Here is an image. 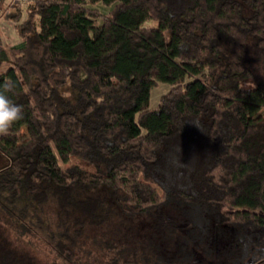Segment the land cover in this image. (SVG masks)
<instances>
[{
	"label": "trees",
	"instance_id": "trees-1",
	"mask_svg": "<svg viewBox=\"0 0 264 264\" xmlns=\"http://www.w3.org/2000/svg\"><path fill=\"white\" fill-rule=\"evenodd\" d=\"M27 1L21 19L20 0H0L20 39L0 37V90L23 109L0 136V194L19 218L52 201L66 259L118 213L179 230L187 264H264V116L241 115L264 107V0ZM171 204L193 218L179 225ZM0 264H42L1 216Z\"/></svg>",
	"mask_w": 264,
	"mask_h": 264
},
{
	"label": "rangeland",
	"instance_id": "rangeland-1",
	"mask_svg": "<svg viewBox=\"0 0 264 264\" xmlns=\"http://www.w3.org/2000/svg\"><path fill=\"white\" fill-rule=\"evenodd\" d=\"M27 3V0H20L21 19L25 17L24 10ZM148 24L151 23L148 22ZM0 37L7 48L20 41L13 21L4 19L2 16L0 17ZM253 56L256 57L257 54L253 53ZM263 65L262 60L256 63L254 71L257 75L263 74ZM10 67H13V61L9 53L8 60L0 63V75L6 73ZM116 80L118 76L100 78L103 84ZM257 81L256 75L253 74L241 83V87L252 89ZM168 89V85L160 84L152 90V108L158 105L160 97ZM241 115L246 121L258 120L264 116V107L245 105ZM25 129V127L21 128L23 134ZM6 163L7 160L0 154V168ZM5 198L6 194H0V216L8 227L11 237L15 243L31 251L42 264H174L175 259L178 264L190 263L178 255L182 251L175 243L178 239L184 238L179 230L166 231L167 233L160 238L154 235L151 220L146 216L127 219L118 213L103 226L89 227L73 247V254L66 259L52 246L60 239L59 229L55 223L53 202L45 204L42 210L36 211L30 208L26 218L23 219L19 218L23 207L22 202L12 205ZM165 211L175 217L179 225L189 220L188 213L192 217V213L181 205H168ZM170 257L175 259L172 261ZM193 257L195 259L196 254H193ZM205 259L210 260L208 257Z\"/></svg>",
	"mask_w": 264,
	"mask_h": 264
},
{
	"label": "clouds",
	"instance_id": "clouds-1",
	"mask_svg": "<svg viewBox=\"0 0 264 264\" xmlns=\"http://www.w3.org/2000/svg\"><path fill=\"white\" fill-rule=\"evenodd\" d=\"M12 89L13 84L6 82L3 85V90H0V136L8 135L12 126L23 119L22 107L14 103L6 94Z\"/></svg>",
	"mask_w": 264,
	"mask_h": 264
}]
</instances>
